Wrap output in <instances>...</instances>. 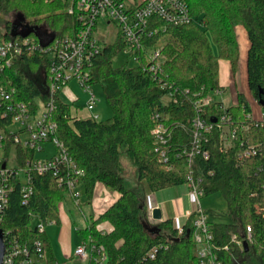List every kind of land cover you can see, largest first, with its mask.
Returning <instances> with one entry per match:
<instances>
[{"label": "trees", "instance_id": "obj_1", "mask_svg": "<svg viewBox=\"0 0 264 264\" xmlns=\"http://www.w3.org/2000/svg\"><path fill=\"white\" fill-rule=\"evenodd\" d=\"M189 6L194 21L183 25L158 22L160 31L152 39L161 47L164 75L172 83L169 91H176L177 101L167 99L168 90L141 66L113 65V58L123 48L120 37L105 43L91 69L93 83L100 84L106 92L114 113L111 119L101 121L89 117L71 121L69 104L60 98L56 100L53 118L58 122L57 136L77 168L82 170L79 178L82 194L91 199L97 183L119 194L82 230L93 243L106 247V264H198L192 218L186 222L182 233L178 232L172 218L147 223L143 216L144 197L127 186L123 176L122 153L132 159L139 179L145 180L151 191L185 184L191 168L196 173L202 172L205 195L221 190L227 201V214L232 219L228 223L210 222L216 259L221 264H253L255 258L258 264H264V171H255L256 166L264 162V155L239 159L244 145L264 140V129H239L226 149H223L220 132L215 129L206 143L208 157L197 155L189 165L186 158L172 153V168H167L155 151L151 118L154 112L168 114L166 122L172 130L173 152L190 144L191 132L182 123H190L197 97L222 89L219 60H229L233 69L237 65L238 26H244L247 32V82L254 99L258 100L259 88L264 89V0H189ZM67 8L60 0H0V38L22 36L21 33L13 36L12 32L35 34L39 27L48 28L57 36L72 35L79 24ZM47 73L45 56L25 53L14 59L0 81L15 86L17 97L36 110L38 99L48 98ZM207 111L217 113L215 105L208 106ZM230 111L237 124L242 122L244 113L251 111L243 94H239V103L230 106ZM6 123L0 107V128ZM13 150L21 164L34 158L33 150L13 147L9 140L7 158ZM33 185L29 203L23 204L16 181L0 228L5 231L21 228L20 235L27 242L40 237L45 248L44 264H56L49 238L45 232L38 233L33 214H38L45 223L57 221L59 203L68 192L60 188L49 173L34 172ZM102 222H108L111 230H101ZM248 225L252 228V241L246 240L247 247L240 248L231 242V237L237 234L244 240ZM225 244H229L228 250L223 249ZM154 247L157 252L151 258L148 252ZM89 264L99 262L92 258Z\"/></svg>", "mask_w": 264, "mask_h": 264}, {"label": "built area", "instance_id": "obj_2", "mask_svg": "<svg viewBox=\"0 0 264 264\" xmlns=\"http://www.w3.org/2000/svg\"><path fill=\"white\" fill-rule=\"evenodd\" d=\"M54 1V0H47ZM65 3L69 14L74 15L78 21V28L72 35L57 36L52 30L39 27L35 34L20 36L19 38H0V80L4 71L10 67L15 58L23 54L39 53L48 61L47 92L48 98L43 101L45 107L41 114L29 108V104L16 95V87L0 81V107L2 117L7 119L5 126L0 128V225L3 222L5 212L10 202V193L14 189L16 181L21 193L23 204H28L34 192L33 173L39 175L51 174L56 178L58 186L66 188L76 205L80 204L82 195L79 178L82 170L77 168L72 156L69 154L64 142L57 136L58 122L53 118L56 110L57 98H61V92L69 87L72 81L82 88L85 97V105H76L78 96L67 102L70 106L72 119L96 118L90 114L86 117L83 111L92 112L97 103V97L92 88V72L96 58L101 54L107 43L97 34V30H104L106 24L116 22L119 28L118 37L123 42L122 50L133 60L136 65L148 71L153 79L163 88L168 90L167 99L177 101L176 91L172 89V83L166 80L164 75V55L161 47L153 43L152 39L159 31L158 22L170 25H183L194 21L189 0H60ZM117 37V38H118ZM115 41V40H114ZM151 41V42H150ZM127 63V62H126ZM125 63V64H126ZM218 89L204 97H197L194 101L195 114L190 123H182L191 132L190 144L172 151L170 140L172 133L167 124L168 114L154 112L151 116L154 126L152 134L155 139V151L159 160L172 168L170 158L172 153L178 158L184 157L193 164L197 155L208 157L209 150L206 143L209 134L217 129L220 132L223 149L231 146L233 138L239 129L250 130L264 129V110L259 118L252 112L244 113L242 122L236 123L230 107H225L222 101L214 98L221 93ZM215 105L216 112H208L207 107ZM10 140L13 147L21 146L24 149L34 151V158L28 159L24 164L10 165V157H6V144ZM243 143V142H242ZM46 144L54 147V152L39 157L38 153L45 151ZM244 144V143H243ZM264 155V140L256 144H246L239 153V159ZM256 172L264 171V162L256 166ZM204 176L196 173L191 168L186 176V184L189 187L188 195L192 199V206L174 222L179 233H182L186 222L192 218L193 243L196 244L198 264H221L216 259L213 249L214 233L210 228V222L206 211L202 209L201 199L205 195ZM154 208H160L154 197L148 201V212L151 223L162 220L153 217ZM260 209V208H259ZM264 210V207L262 208ZM259 211V210H258ZM36 222L33 224L38 233L45 232V222L38 214H33ZM183 218L184 220H180ZM34 220V221H35ZM180 220V221H179ZM52 223L54 221H51ZM21 228L16 231L3 230L5 252L3 264H44L45 248L40 237H34L27 242L21 237ZM252 241V228L246 227L245 239L237 234L232 235L231 242L243 248L244 243ZM229 244L223 249L228 250ZM157 248L148 252V256L155 257ZM75 255L81 258L91 256L99 262L106 264L108 255L103 244H95L91 238L80 243L75 249Z\"/></svg>", "mask_w": 264, "mask_h": 264}, {"label": "rangeland", "instance_id": "obj_3", "mask_svg": "<svg viewBox=\"0 0 264 264\" xmlns=\"http://www.w3.org/2000/svg\"><path fill=\"white\" fill-rule=\"evenodd\" d=\"M11 20L14 15L11 13ZM107 31L97 30V34L101 35V39L107 42H112L117 39L119 34V28L116 22L106 24ZM236 34L239 44V59L237 65L233 69L230 62L226 59L219 60V77L220 85L222 87V92L215 94L214 98L217 101H222L225 107H230L239 103V94H243L247 102L250 105V110L254 117L259 118L261 111L264 110L258 100L254 99L251 90L247 82V71H246V59L249 48V40L244 26L236 27ZM213 50L216 52L217 48L213 44ZM127 62L129 66H134L136 63L130 59V57L121 50L113 58V65L116 67L122 66ZM94 93L97 97V103L92 111V114L97 116V119L101 121H107L113 117V110L110 106L109 100L107 98L104 88L100 84L94 83L92 86ZM83 90L77 86L76 82L72 81L69 83V87H66L61 92V98L67 102L72 101V94H77L79 100L76 105H85V97L83 95ZM39 109L38 114H41L43 108L45 107L43 101L38 99ZM54 152V147L51 144H46L45 154H52ZM39 157L44 156L42 153L37 154ZM121 162L123 165V176L125 178L127 186L133 188L141 196L144 197L145 208L143 210V216L147 223L152 224L149 219L148 212V201L150 196L153 198V194H157L158 191H151L148 189L145 180H140L138 177L137 166L132 161L127 154H121ZM10 165H17V159L15 157V151L13 150L10 155ZM143 184V185H140ZM101 185H104L100 183ZM106 187V186H105ZM107 188V187H106ZM108 189V188H107ZM189 187L187 184H180L176 186H171L165 188L160 198H158V203L163 206L170 218H174L177 214V205L180 199H183L184 205L186 207L192 206L191 197L188 194ZM110 190V189H109ZM115 192V191H113ZM102 197V202H104V195L101 190L96 187L95 194L91 199H88L86 195H81L80 204L76 205L70 195L66 197L59 203V216L60 222L48 221L45 223V231L47 236H49L51 247L54 254H56L59 260L58 264H85L84 260L79 258V256H70L77 244L81 242L84 235L77 232L76 227L83 226L86 223V218L92 221L91 214L93 211H103L99 209V199ZM101 200V199H100ZM202 209L206 211L207 218L209 222L212 223H228L232 222V219L227 214V201L221 190L213 191L207 195H204L201 199ZM85 214V216H84ZM36 222V220L34 221ZM104 223V222H102ZM100 223L99 225H102ZM87 235V234H86ZM253 264H258L257 260L254 258L252 260Z\"/></svg>", "mask_w": 264, "mask_h": 264}, {"label": "crops", "instance_id": "obj_4", "mask_svg": "<svg viewBox=\"0 0 264 264\" xmlns=\"http://www.w3.org/2000/svg\"><path fill=\"white\" fill-rule=\"evenodd\" d=\"M247 33V32H246ZM229 61V60H228ZM231 64V63H230ZM219 82H220V77H219ZM78 86V85H77ZM75 96H77V94H72V98H74ZM83 114L86 116V117H88V116H90V114H92V112H89V111H83ZM44 156L45 155H48V154H45L44 152L42 153ZM140 185H143V184H141L140 183ZM96 187H98L100 190H101V192L104 194V195H106V198H104V202H102V197L99 199V209H102L103 208V211L105 210V209H107L117 198H118V196H119V194L117 193V192H113V191H111V190H109V189H107L106 187H105V185H101L100 183H97V185H96ZM96 189V188H95ZM149 189V188H148ZM165 189V188H164ZM163 189V190H164ZM163 190H161L160 189V191H158L157 192V194H153V197H154V199L156 200V202L158 203V198H160V194H162L161 192H163ZM94 194H95V192H94ZM67 195H69V194H67ZM83 195V194H82ZM188 195V194H187ZM189 196V195H188ZM144 197H145V193H144ZM190 197V196H189ZM71 199H73L72 197H70ZM72 201H74V200H72ZM191 201H192V199H191ZM75 202V201H74ZM81 203V202H80ZM159 204V203H158ZM79 205V204H78ZM148 207V206H147ZM159 207L161 208V210H162V218L163 219H167V218H170L169 217V215H168V213H167V211L165 210V209H163V206L161 205V204H159ZM191 208V206H189V207H186L185 205H184V202H183V199H180V201H178V205H177V214L175 215V217L174 218H172L173 219V222L176 220V219H178L184 212H186L187 210L189 211V209ZM103 211H93L92 212V214H91V218H93V217H96L98 214H100L101 212H103ZM84 216H85V214H84ZM182 217V216H181ZM85 218H86V223L83 225V226H78V227H76V230H77V232H80L82 235H84V237L82 238V240H81V242L80 243H82L83 241H87L88 239H89V237H87L88 235H86V234H84L83 232H82V230L84 229V228H86L89 224H90V220H89V218H87V216H85ZM60 216H59V218H58V220L57 221H54L55 223L56 222H60ZM180 220H184L183 218H181ZM179 220V221H180ZM53 222V223H54ZM175 223V222H174ZM99 228L101 229V230H103L104 232H108V231H110L111 230V225L108 223V222H104V223H102V225H99ZM45 233H46V231H45ZM48 235V234H47ZM46 235V236H47ZM48 238H49V236H47ZM49 242H50V239H49ZM80 243H78L77 244V246L80 244ZM77 246H76V248H77ZM50 247H51V242H50ZM75 248V249H76ZM51 249H52V247H51ZM75 249H74V252H75ZM52 252H53V249H52ZM74 252H72V254L70 255V256H72V257H74V256H77V255H75V253ZM53 255H54V257H55V259H56V264H58L59 263V260L57 259V256H56V254H54V252H53ZM79 258H81V257H79ZM82 260H84V263L85 264H89V262H90V259H91V256H89V257H87V258H81Z\"/></svg>", "mask_w": 264, "mask_h": 264}, {"label": "water", "instance_id": "obj_5", "mask_svg": "<svg viewBox=\"0 0 264 264\" xmlns=\"http://www.w3.org/2000/svg\"><path fill=\"white\" fill-rule=\"evenodd\" d=\"M22 36H25V35H28L30 33V31H27L25 33H22V32H12V35L15 36V35H18L20 34ZM259 98L258 99V102L264 106V89L262 87L259 88ZM162 210L161 208H154L153 210V217L155 219H161L162 218ZM244 246L247 247V242L244 243ZM4 252H5V243H4V232H3V229L0 228V264H3V256H4Z\"/></svg>", "mask_w": 264, "mask_h": 264}]
</instances>
